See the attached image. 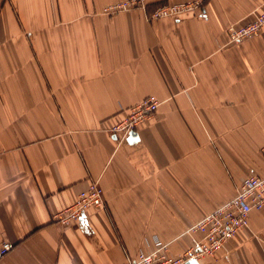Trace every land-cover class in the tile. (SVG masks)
Listing matches in <instances>:
<instances>
[{"label":"crops","instance_id":"0c3cea01","mask_svg":"<svg viewBox=\"0 0 264 264\" xmlns=\"http://www.w3.org/2000/svg\"><path fill=\"white\" fill-rule=\"evenodd\" d=\"M122 0H0V264H129L153 240L178 255L198 219L264 174V29L227 28L264 0H205L151 19ZM160 102L125 137L133 103ZM92 181L102 206L53 215ZM186 264H264V207L214 256Z\"/></svg>","mask_w":264,"mask_h":264},{"label":"built area","instance_id":"2783aa9c","mask_svg":"<svg viewBox=\"0 0 264 264\" xmlns=\"http://www.w3.org/2000/svg\"><path fill=\"white\" fill-rule=\"evenodd\" d=\"M205 0L174 1L156 5L150 14L151 19L176 16L184 12L196 13L203 8ZM140 0H122L107 5L106 13H117L133 8H142ZM264 29V3L252 12V18L241 24H230L227 28L229 42L240 43L258 36ZM160 102L154 96H147L124 110L125 117L110 131L114 135L125 137L156 113ZM264 154V145L261 148ZM103 191L97 182L92 181L86 189L79 191L73 202L57 211L54 220L63 225L77 222L90 207L102 206ZM264 207V174H250L243 178L237 187L235 196L214 208L198 219L189 228L188 233H199L193 238L192 246L178 255L168 254V245L159 239L153 240L148 251L139 250L136 258L129 264H186L204 257L214 256L236 236L240 229L248 227L249 214L252 210ZM14 243L5 241L0 245V260L12 249Z\"/></svg>","mask_w":264,"mask_h":264}]
</instances>
